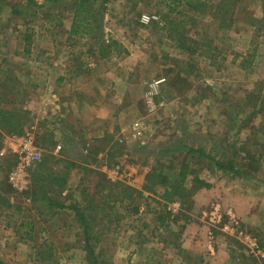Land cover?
<instances>
[{"label": "rangeland", "instance_id": "1", "mask_svg": "<svg viewBox=\"0 0 264 264\" xmlns=\"http://www.w3.org/2000/svg\"><path fill=\"white\" fill-rule=\"evenodd\" d=\"M81 1L35 0L23 10L21 0H0V66L9 68L0 75L12 72L0 96L28 111L23 134L5 131L0 142L1 260L89 264L84 228L70 206L100 203L97 194L109 188L119 196L113 186L122 183L143 195L92 224L102 231L97 245L107 264H198L221 243L231 264H264V108L257 114L264 105L263 0L228 5L226 15L212 8L218 0H207L204 11L184 6L175 14L159 0H89L94 30L71 37ZM144 15L156 18L145 22ZM173 26L193 52L178 49ZM155 80L161 82L152 109ZM15 136L37 147L35 162L17 179L22 190L12 177L24 147ZM189 147L216 158L231 147L227 155L239 152L240 165L247 152L260 159L246 163L250 176L233 177L207 158H188ZM185 157L211 184L195 192L191 209L164 201L160 182L146 189L153 185L149 173L169 175ZM215 186L218 192L201 194ZM166 211L172 216L161 225L157 215ZM217 212L222 219L214 222ZM48 245L54 252L45 260Z\"/></svg>", "mask_w": 264, "mask_h": 264}, {"label": "trees", "instance_id": "2", "mask_svg": "<svg viewBox=\"0 0 264 264\" xmlns=\"http://www.w3.org/2000/svg\"><path fill=\"white\" fill-rule=\"evenodd\" d=\"M212 8L215 10L216 14H222L226 15V7L228 5L232 6H239L241 4L242 0H218ZM159 2L166 6L168 11L172 14L179 13V9L182 7H189L193 9L194 11H204L205 9L209 8L207 0H159ZM264 2V0H263ZM35 0H21V4L19 6H22V9L32 6V4H35ZM89 0H82L80 3L77 4V7L73 14V19L71 23V27L69 30V35L71 37L77 36L79 33H82L83 31L87 30V32H92L94 30V26L90 25L91 23L88 21V13L86 12V9L84 5L89 4ZM24 7V8H23ZM26 11V10H25ZM14 13H19L18 10H14ZM225 13V14H224ZM235 14V13H234ZM233 14V15H234ZM226 16H223V19L225 21H228ZM232 19V18H231ZM169 23L171 25H174V21L170 20ZM175 31V32H174ZM177 32V33H176ZM32 35H28L27 41L30 40ZM170 37L173 38L174 41H178V49L182 51H194V46H186L188 42V38L185 36L183 32L180 31V29H176L173 26V32L170 30ZM112 41V40H109ZM112 44L115 46H118L119 44L115 41H112ZM109 47V46H108ZM111 47V45H110ZM3 62H1L0 68L4 71L9 70V68H6L3 65ZM12 72H9L7 75L5 72H2L0 75V87L5 88L7 76H9ZM5 75V76H2ZM13 88L10 93H14ZM7 94H2L0 96V142L3 140L5 133L12 135H21L24 132V125L27 121L28 117V111L24 110L20 106V102H18L14 97H9L7 99ZM7 99V100H6ZM264 108V105H262L261 110L257 111V114L260 115L259 112H262ZM260 141H255L252 146H258L260 145ZM234 146V144H233ZM236 147V145H235ZM231 147H226L225 151L223 152V156L216 158L215 155L212 156L207 152V150L203 147L194 148L189 147L187 152V157L192 159H203L207 158L211 160L214 165L217 167V170L220 172H223L225 174H230L233 177L236 175H242V176H250V169H248V164H246L248 161L252 164H254L258 159H260L258 156L256 157L253 155L252 152H247L248 156L243 158L242 165L238 163L237 158L239 152H234L231 157L227 155L229 153V149ZM254 148V147H253ZM250 151V150H249ZM185 157L184 161L179 166V169L173 171L171 174H165V173H158V170H154L153 172L149 173L148 178L151 180V184L146 186V189L155 191L154 185L156 182H160L161 185L164 187V191L162 194V198L164 201L174 202V201H180L183 205H186L188 209H191L193 207V197L195 195V192L201 188H210L211 184L207 181L203 180L197 173L194 168L191 166L190 160ZM242 166H245L242 167ZM12 168L11 166L7 167V170H10ZM63 182H66L65 179H62ZM191 183V185H190ZM113 187H115L114 193H118L119 196H114L111 194V189L109 188L107 193H102L101 191L97 194L102 197V200L100 203L96 201L95 198H92L93 201H89V205L87 207L83 206L82 203L78 201H74V205H71L70 208L75 211L76 215H78L79 219L82 222V226L84 228V246L83 249L87 251L86 258L89 261V264H107L103 260V254L99 252L97 242L99 239H101L102 231L97 230L93 231V223H97L102 218H108L109 217V208L116 209L118 205H122L123 203L126 205L124 208L128 209L131 205V200L136 197H142L143 192L133 186L117 183ZM112 187V191L113 188ZM117 194V195H118ZM72 195V194H71ZM128 200V202L125 203V201ZM97 202V204H95ZM112 202V203H111ZM128 203V204H127ZM51 205L57 206V207H69V205H65L58 202H51ZM89 210V211H88ZM139 208L135 204L132 207V211L137 212ZM91 211V212H90ZM95 212V213H94ZM166 215L158 214L157 220L158 222L163 225L166 221V218H169L172 216L170 211L165 212ZM111 221V220H110ZM94 233H93V232ZM177 236H180V232ZM48 241V240H46ZM54 247L52 245H48L46 248V259H51L53 257ZM55 260V259H54ZM57 262V260H55ZM0 264H6L4 261L0 258Z\"/></svg>", "mask_w": 264, "mask_h": 264}, {"label": "built area", "instance_id": "3", "mask_svg": "<svg viewBox=\"0 0 264 264\" xmlns=\"http://www.w3.org/2000/svg\"><path fill=\"white\" fill-rule=\"evenodd\" d=\"M151 18H156L155 15L153 16H148V15H144L143 17V21L145 22H149L151 20ZM161 81L159 80H155L152 81L149 84V92H148V102L151 104V108L155 109L154 103H153V98L156 96L157 94V90H158V84ZM16 140H18L20 143H22V145L24 146L22 149L18 150L17 153L19 155L20 158V163L18 164V166L16 167V169H14L13 173H12V177H13V183H15V186L18 187L20 190L24 189V187L22 185H18L17 184V179L19 176H21L22 174L24 175L27 172V167H29L32 163H33V159H35V154L34 151L37 150V147H35L33 144V139L29 138V137H19V136H15L14 137ZM35 162V161H34ZM178 205V203H177ZM215 220H213L214 222H218L222 219V215L220 213H216V216L214 218ZM256 247L258 249V245L255 244L253 241L251 242V247Z\"/></svg>", "mask_w": 264, "mask_h": 264}, {"label": "crops", "instance_id": "4", "mask_svg": "<svg viewBox=\"0 0 264 264\" xmlns=\"http://www.w3.org/2000/svg\"><path fill=\"white\" fill-rule=\"evenodd\" d=\"M98 117H100V116L98 115ZM217 187L218 186H215V187H212V189H210V190H204L203 192H201V194L202 195H210V194H212L211 190H213V191L216 190L218 192L219 188H217ZM196 201H199L198 195L196 197ZM232 210H234V209H232ZM234 211L236 212L237 209ZM194 231H197V230H194ZM223 246H225V249L228 250V248L226 247V245H224V243L223 244L221 243V245H218L217 247L214 246L215 247L214 251H212L211 253L208 252V250H205L204 257H202L201 259L198 260V264H231V262L229 260V256L227 255L228 253L226 254L227 256H225V257L223 256V254H224L223 253ZM184 247L188 250L194 249L193 245L191 246V244L188 245V247L184 244ZM194 262H195V264H197L196 261H194Z\"/></svg>", "mask_w": 264, "mask_h": 264}]
</instances>
